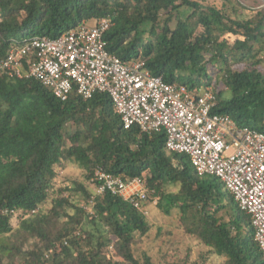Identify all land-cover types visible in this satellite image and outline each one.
<instances>
[{"label": "trees", "instance_id": "obj_1", "mask_svg": "<svg viewBox=\"0 0 264 264\" xmlns=\"http://www.w3.org/2000/svg\"><path fill=\"white\" fill-rule=\"evenodd\" d=\"M262 4L0 0V59L30 37L55 38L83 20L110 18L112 54L144 60L152 74L193 92L212 88L215 111L264 132ZM67 159L86 179L60 188L44 211L57 167ZM100 167L125 179L146 176L158 206L166 213L178 206L181 227L226 264H264L250 216L220 178L200 176L189 155L167 151L163 131L125 128L108 93L84 98L74 91L61 100L37 79L6 73H0V234L11 239L0 244V264H154L133 250L135 232L150 230L147 216L119 195H95L91 182ZM172 184L178 192L167 191ZM15 212L21 213L16 228Z\"/></svg>", "mask_w": 264, "mask_h": 264}, {"label": "built area", "instance_id": "obj_2", "mask_svg": "<svg viewBox=\"0 0 264 264\" xmlns=\"http://www.w3.org/2000/svg\"><path fill=\"white\" fill-rule=\"evenodd\" d=\"M111 25L105 17L83 20L55 38L30 37L0 59V73L37 79L61 100L74 91L84 98L108 93L125 128L163 131L167 151L189 155L200 176L223 181L250 216L264 252V132L215 111L218 98L212 88L193 92L152 74L144 60L112 54L106 40ZM91 183L95 195H119L149 215L146 176L125 179L100 167Z\"/></svg>", "mask_w": 264, "mask_h": 264}, {"label": "rangeland", "instance_id": "obj_3", "mask_svg": "<svg viewBox=\"0 0 264 264\" xmlns=\"http://www.w3.org/2000/svg\"><path fill=\"white\" fill-rule=\"evenodd\" d=\"M263 1V0H262ZM264 5V2L262 6ZM60 168V169H59ZM59 175L54 187L50 190L48 200L42 204V210L48 211L55 197L61 193L60 188L70 186L72 180L84 181L86 171L76 162L64 160L62 166H58ZM178 184L167 186V191L178 192ZM160 197L149 199L146 202L150 222V230L146 234L135 232L133 243L134 254L143 261L145 254L151 256L154 264H226L225 257L212 253L211 249L200 242L196 237L186 233L181 227L180 209L172 206L171 212L166 213L158 206ZM84 203V202H83ZM21 213L15 212L11 220L13 227H18L21 221ZM11 239L10 233L0 234V244ZM113 238H115L113 236ZM112 249V246H110Z\"/></svg>", "mask_w": 264, "mask_h": 264}, {"label": "water", "instance_id": "obj_4", "mask_svg": "<svg viewBox=\"0 0 264 264\" xmlns=\"http://www.w3.org/2000/svg\"><path fill=\"white\" fill-rule=\"evenodd\" d=\"M263 2H264V0H263Z\"/></svg>", "mask_w": 264, "mask_h": 264}]
</instances>
